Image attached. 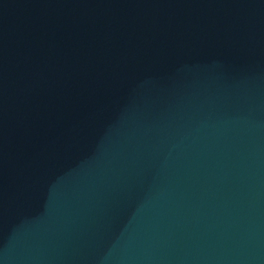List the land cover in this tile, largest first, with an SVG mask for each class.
I'll return each instance as SVG.
<instances>
[{
	"label": "water",
	"instance_id": "water-1",
	"mask_svg": "<svg viewBox=\"0 0 264 264\" xmlns=\"http://www.w3.org/2000/svg\"><path fill=\"white\" fill-rule=\"evenodd\" d=\"M0 264H264V0H0Z\"/></svg>",
	"mask_w": 264,
	"mask_h": 264
}]
</instances>
